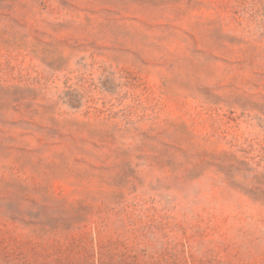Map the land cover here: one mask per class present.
<instances>
[{"label":"rangeland","instance_id":"rangeland-1","mask_svg":"<svg viewBox=\"0 0 264 264\" xmlns=\"http://www.w3.org/2000/svg\"><path fill=\"white\" fill-rule=\"evenodd\" d=\"M0 264H264V0H0Z\"/></svg>","mask_w":264,"mask_h":264}]
</instances>
